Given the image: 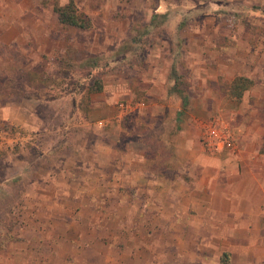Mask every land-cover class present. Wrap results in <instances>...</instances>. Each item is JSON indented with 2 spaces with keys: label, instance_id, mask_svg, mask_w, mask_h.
Wrapping results in <instances>:
<instances>
[{
  "label": "rangeland",
  "instance_id": "rangeland-1",
  "mask_svg": "<svg viewBox=\"0 0 264 264\" xmlns=\"http://www.w3.org/2000/svg\"><path fill=\"white\" fill-rule=\"evenodd\" d=\"M159 1L76 0L80 9L92 17V29L63 26L60 22L54 26L50 19L51 31L46 28L45 32L27 33L25 48L0 49V130H9L8 138L15 139L0 151L3 204L0 207V264H66V261L81 264L72 249L87 250L84 236H92L98 230L110 234L105 242L113 241V231L118 229L113 219L105 225L102 223V219H108L105 213L98 214L90 208L108 211L117 207L119 201L129 202L132 194L111 189L116 185L112 172L98 178L92 171L91 177L87 165L99 164V154L108 157L109 151L101 147L102 141L118 139L125 145L131 137L147 138L148 132H141V125L147 122L151 101L139 88L141 80L153 68L162 67L158 61L164 55L173 59L171 74L179 78L178 84L187 93L188 101L181 112L185 119L193 101H198V98H189L188 93L193 85L190 73L193 69L187 64V56L198 51L185 43L194 37L206 45L211 42L234 45V51L242 54L247 51L241 47L243 42L253 46L255 64L241 75L251 77L254 85L242 101L234 102L227 95L230 79L223 70L219 79L210 85L218 94L210 104H217L225 111H216L211 117L227 123L231 110H238V121L250 119L243 115L242 109L261 101L264 19L250 9H261L263 0H234L228 7L224 0H219L221 3L214 10L218 21H223L227 29L223 33L206 31L201 35L168 32L167 25L157 27L167 24L170 18L152 13ZM67 2L41 0L50 13L54 3L65 5ZM170 3L171 9L175 4L186 9L194 4L184 0H170ZM181 23L193 25L194 15L186 13ZM230 28L236 32H227ZM209 46L198 55L211 62L206 66L209 73L205 74L213 76L218 67L215 60L228 59L229 50ZM96 78L102 80L104 87L93 93L89 88ZM106 96L110 102L104 99ZM142 101L146 103L144 107L135 105ZM121 102L133 107L122 111L121 123L113 122L121 110ZM258 117L261 122V113ZM101 119L111 121L101 127L98 125ZM142 147L134 145L135 150ZM90 195L95 201L89 199ZM119 228L127 235L136 229L127 224ZM15 237L19 241L12 239ZM125 244L116 245L124 249Z\"/></svg>",
  "mask_w": 264,
  "mask_h": 264
},
{
  "label": "crops",
  "instance_id": "crops-1",
  "mask_svg": "<svg viewBox=\"0 0 264 264\" xmlns=\"http://www.w3.org/2000/svg\"><path fill=\"white\" fill-rule=\"evenodd\" d=\"M184 1L194 4L189 9L172 5L173 13L170 0H160L152 13L170 18L167 24L157 27L167 25L168 32L200 35L227 29L223 21H218L214 10L219 0ZM224 1L228 7L234 0ZM263 3L261 9L252 7L250 10L264 19ZM186 13L194 15L193 25L181 23ZM50 19L54 26L59 23L58 14L54 10L48 12L41 0H0V49L25 48L27 33L45 32L46 28L51 31ZM231 31L236 32L233 28L227 32ZM244 43L241 47L247 51L243 54L234 51V45L207 43L211 49L229 50L228 59L215 60L218 67L213 76L205 74L209 73L206 66L211 62L198 55V52L204 53L200 50L207 48L206 43L196 37L185 43L198 51L189 52L187 56V64L193 69L189 98H198V101H193L186 119L181 112L185 106L183 96L187 93L182 85L176 86L170 56L160 58L158 62L162 67L153 68L152 73L141 80L139 90L151 101L147 122L141 125V132H148L147 138L131 137L125 145L118 139L102 141L101 147L109 151L108 157L99 154V164L89 162L87 165L91 177L92 171L98 178L112 172L116 185L111 189L130 192L132 198L127 202L129 205L119 201L117 207L108 211L95 206L90 208L98 214L105 213L108 217L106 221L102 219L105 225L112 218L119 230L113 231L112 242H105L110 234L98 230L92 236H84L87 250L72 249L81 264H224L223 261L226 264H264V80H261V101L242 109L243 115L250 119L238 121L236 117L240 112L231 110L230 121H225L234 135V149L211 152L203 137L213 120L210 115L225 111L217 104H210L218 95L211 83L219 79L223 70L227 71L231 82L255 64L253 46ZM263 60L261 50V63ZM104 99L111 101L108 96ZM145 104L142 101L135 105L142 108ZM122 111L113 122L121 123ZM258 113H261V122ZM110 121L101 119L98 125L106 126ZM135 144L142 145L143 149L135 150ZM89 199L95 201L92 195ZM2 205L0 201V207ZM121 224L136 228L130 233L133 235L121 232ZM12 239L19 241L18 237ZM119 242L126 243L124 249L117 247ZM66 264L69 263L66 261Z\"/></svg>",
  "mask_w": 264,
  "mask_h": 264
},
{
  "label": "trees",
  "instance_id": "trees-1",
  "mask_svg": "<svg viewBox=\"0 0 264 264\" xmlns=\"http://www.w3.org/2000/svg\"><path fill=\"white\" fill-rule=\"evenodd\" d=\"M49 0H43L47 3ZM53 10L58 14L60 24L63 26L74 27L82 30H90L94 23L92 17L86 12L82 11L78 6L76 0H68L65 5L53 4ZM176 86L178 84V77H176ZM254 85V80L246 75H237L231 82L228 88L227 95L234 102L242 101L244 94ZM103 82L96 78L94 84L89 88L90 92L96 93L103 90ZM187 96H183V104H187ZM226 264V261H223Z\"/></svg>",
  "mask_w": 264,
  "mask_h": 264
},
{
  "label": "built area",
  "instance_id": "built-area-1",
  "mask_svg": "<svg viewBox=\"0 0 264 264\" xmlns=\"http://www.w3.org/2000/svg\"><path fill=\"white\" fill-rule=\"evenodd\" d=\"M121 110H125L128 107H133L132 105H127L123 102L119 104ZM212 122L207 126V131L205 132L204 142L206 148L214 153L222 152L225 149H234L235 148V139L234 135L229 129L228 125L225 122L212 118ZM103 124L102 122H100ZM10 137L9 130H0V151L5 149L11 141H15L14 138ZM262 216L264 219V206L262 209Z\"/></svg>",
  "mask_w": 264,
  "mask_h": 264
}]
</instances>
